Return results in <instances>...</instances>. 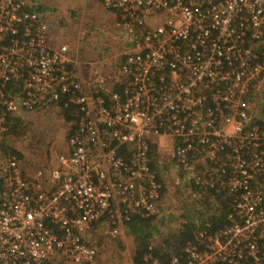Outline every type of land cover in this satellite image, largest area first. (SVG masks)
Listing matches in <instances>:
<instances>
[{
  "label": "built area",
  "instance_id": "obj_1",
  "mask_svg": "<svg viewBox=\"0 0 264 264\" xmlns=\"http://www.w3.org/2000/svg\"><path fill=\"white\" fill-rule=\"evenodd\" d=\"M98 1L136 30L109 88L99 70L82 82L67 44L49 45L38 0H0V138L21 111L62 103L74 117L57 166L29 179L8 160L0 264H89L88 230L106 219L116 236L131 214H157L149 142L162 139L190 187L231 204L221 230L186 243L185 264H264V0Z\"/></svg>",
  "mask_w": 264,
  "mask_h": 264
},
{
  "label": "rangeland",
  "instance_id": "obj_2",
  "mask_svg": "<svg viewBox=\"0 0 264 264\" xmlns=\"http://www.w3.org/2000/svg\"><path fill=\"white\" fill-rule=\"evenodd\" d=\"M38 6L41 13L45 14L43 21L47 25L48 36L52 37L50 45L67 44L74 63H81L87 69L92 60L85 59L83 50L87 48L97 50L99 56H96L97 59L101 57L102 62L108 59L103 68L96 67L102 78H108L116 72L123 60V52L129 37L136 31L133 25L123 21L116 12L104 9L98 0H39ZM86 74L85 80H88L93 71L90 69ZM8 92L16 95V84L11 85ZM18 116L23 121L21 133L18 136L8 134L0 138V177H3L7 162L13 156L9 151L3 150L4 144L21 154L19 157L15 156L19 160L23 174L32 179L37 169L57 166V155L65 150L67 136L73 123L67 122L60 109L54 107L21 111ZM169 146V142L162 139L159 142V151L156 152L161 165L165 167L163 176L165 188L157 213L160 220L159 230L164 232L178 228L179 208L181 204L191 205L195 200L196 191L194 187L189 186L184 176L179 174L177 168L174 169L166 162ZM108 230L110 226L103 223L88 230L86 238L97 247V256L89 264H128L120 251L130 245L131 237L122 228L116 236L110 235ZM115 247L122 255L119 254L117 257L115 252H110ZM51 262L71 264L59 257L52 259Z\"/></svg>",
  "mask_w": 264,
  "mask_h": 264
},
{
  "label": "trees",
  "instance_id": "obj_3",
  "mask_svg": "<svg viewBox=\"0 0 264 264\" xmlns=\"http://www.w3.org/2000/svg\"><path fill=\"white\" fill-rule=\"evenodd\" d=\"M116 14L118 15L117 12ZM78 64L73 62L74 71ZM75 73L77 76L79 75L76 71ZM8 87L11 86L8 85ZM58 107L64 115V119L73 123L71 107H66L62 103ZM6 118L8 129L5 135L18 136L23 129L22 119L18 115H7ZM149 146L152 169L157 180L162 183L165 167L157 160V144L150 141ZM2 147L13 156H21L19 152L9 149L4 144ZM118 155L127 159L128 150L125 145L118 149ZM164 188L165 185L161 196ZM2 189L3 182L0 177V192ZM195 190L194 202L191 205L181 204L177 216L179 226L173 231L159 230L160 220L157 218V214L150 216L131 214L128 219L122 221L123 228L131 237L133 244L131 257L133 264H151L152 261H156L157 264H171L172 257L177 258L178 264H185L184 246L187 242L198 243L203 237L214 234L227 224V214L231 207L228 196L214 190ZM46 264L55 263L48 261Z\"/></svg>",
  "mask_w": 264,
  "mask_h": 264
},
{
  "label": "crops",
  "instance_id": "obj_4",
  "mask_svg": "<svg viewBox=\"0 0 264 264\" xmlns=\"http://www.w3.org/2000/svg\"><path fill=\"white\" fill-rule=\"evenodd\" d=\"M48 13H50V12H48ZM108 15H112V14L111 13H108ZM48 37H49V45H50V42L52 43V37L50 35ZM60 44H57L56 43L55 45H50V46H52V47H58ZM125 44H127V43H125ZM121 50H122V48H121ZM98 52H99V50H98ZM82 53H83V55H84V57H85L86 60H92L89 63V68L87 69V67L81 65V63H79L78 65H76V68L75 67L74 68H75V71L79 74L78 76H79V78H81L82 82H87V80H85V78H87V74H86L87 71L89 72L90 69L92 71L97 70L96 67L97 68H103L104 67V63L105 62H108V59L105 60V61H103V62H102V58L101 57L97 59L96 58V56H98L97 50H94L92 48H87V49L83 50ZM69 56H71V55H69ZM90 57H91V59H90ZM75 63H78V62H75ZM109 77H112V75H109L108 78L107 77L106 78H103L104 79V83H105L103 85L106 88H109L112 85V84L109 83ZM103 224L104 225H108V221L106 219H104L103 220ZM120 228H122V230H124L123 229V225L120 226L119 227V233H120ZM130 242H131V240H130ZM132 249H133V244L130 243V245L126 246V248L124 250L120 251L125 256L126 263H128V264H133V262L131 260V257H132ZM110 252H115V254L117 255V257H118L119 254H121V253H119V249L117 247L112 248L110 250Z\"/></svg>",
  "mask_w": 264,
  "mask_h": 264
}]
</instances>
